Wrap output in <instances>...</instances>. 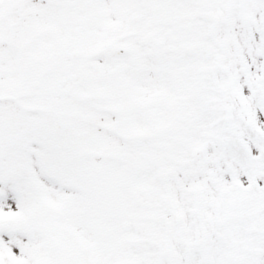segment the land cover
Instances as JSON below:
<instances>
[{"label": "snow or ice", "instance_id": "obj_1", "mask_svg": "<svg viewBox=\"0 0 264 264\" xmlns=\"http://www.w3.org/2000/svg\"><path fill=\"white\" fill-rule=\"evenodd\" d=\"M0 264H264V0H0Z\"/></svg>", "mask_w": 264, "mask_h": 264}]
</instances>
